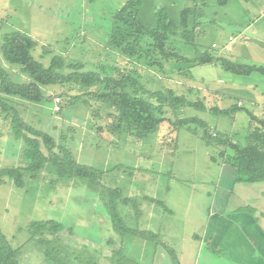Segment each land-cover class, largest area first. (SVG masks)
<instances>
[{
    "label": "rangeland",
    "instance_id": "obj_1",
    "mask_svg": "<svg viewBox=\"0 0 264 264\" xmlns=\"http://www.w3.org/2000/svg\"><path fill=\"white\" fill-rule=\"evenodd\" d=\"M127 1L0 0V50L5 34L19 31L35 41L32 56L45 67L59 56L67 65H81L78 73L98 72L102 78L112 79L130 75L148 93L171 90L205 107L172 109L138 90V96L159 109L164 122L155 132L137 139L123 125L113 130L117 126L115 111L96 97L105 92L104 86L85 89L71 82L42 87L41 104L0 94L12 109L6 114L0 109V169L23 170L27 166L23 140L14 135L12 118L16 113L26 125L55 140L52 154L62 157L70 152L78 164L102 173L100 184L95 186L83 179H60L50 164L37 174L24 172L23 188L3 179L0 232L19 252V264H175L164 247L182 250V264H192L202 247L199 239L209 216L219 214L215 195L226 180L222 176L226 163L219 154L232 153L218 145L208 146L200 124L179 127L178 122L196 118L211 135L229 136L244 147L249 130L254 128L248 112L264 118V76L260 74L237 76L218 64L175 60L161 62L162 68L152 66L160 60L156 53L145 58L148 40L142 43L140 58H128L111 47L112 18ZM139 1L148 29L155 28V15L161 9L178 22L183 9L198 8L199 52L209 51L237 64L264 66V0H226L225 4L219 0ZM166 46L171 53L193 58L194 49L184 42L181 32ZM0 66L13 82H28L20 68L5 63L1 53ZM128 92L136 94L133 88ZM56 99H60L59 110ZM234 105L241 110L231 116L210 112L213 107L224 110ZM42 151L51 157L45 148ZM115 190L120 191L121 199L115 204L125 226L158 235L157 241L146 242L115 231L108 211ZM231 191L235 203L228 200L225 213L221 211L225 217L235 212L238 204L248 209L254 199H263L264 182L234 183ZM122 199L130 203L124 205ZM49 221L61 224L58 234L49 228L39 236L32 233V223ZM46 242L50 249H45ZM46 251L52 258L45 256Z\"/></svg>",
    "mask_w": 264,
    "mask_h": 264
},
{
    "label": "trees",
    "instance_id": "obj_2",
    "mask_svg": "<svg viewBox=\"0 0 264 264\" xmlns=\"http://www.w3.org/2000/svg\"><path fill=\"white\" fill-rule=\"evenodd\" d=\"M226 0H219V4H225ZM141 1L130 0L120 8L112 18V29L109 32V45L114 49L120 50L128 58H140L143 51L142 43L148 40V50L146 59H150L151 53H156L160 61H153L152 66L162 68L163 61L175 60L195 65H220L221 69L237 76H250L253 73L264 76V66H251L237 64L228 59L215 57L211 52H199L196 46V39L199 36L201 15L198 8H185L180 12L179 21L170 19L166 9L159 10L156 17L154 29H148L140 15L139 9ZM181 32L184 42L194 49L192 59L171 53L167 49V43L175 34ZM36 47L35 41L27 34L13 31L5 34L0 50L2 59L7 65L20 68L23 75L28 79L27 83H15L10 79L9 74L0 66V94L4 97L18 98L31 103L41 104L44 101L41 88L48 86L62 85L75 82L89 89L96 86H104L105 92L96 97L109 105L116 114L117 126L113 130L117 131L123 125L129 135L143 139L147 135L155 132L164 122L159 117L160 111L155 105L138 96L137 91L148 94L158 104L168 105L172 109L194 108L204 110L201 103H193L183 97L176 96L173 91L148 93L139 85L138 81L130 75L123 74L117 79L102 78L98 72L78 73L81 65H67L59 57H53L50 64L45 67L32 56V51ZM213 48H216L213 45ZM71 70V73H66ZM75 73H77L75 75ZM129 88L135 90V95L128 92ZM1 112L6 114L11 112V108L0 98ZM241 110V107L234 105L229 109H219L213 107L210 112L215 115L231 116ZM159 111V113H158ZM250 122L254 128L249 130L247 144L240 147L234 143L229 136L221 134L211 135L207 131V126L196 118L184 119L178 122L179 127L198 123L204 130L203 138L208 146L218 145L228 152L219 154L222 162L226 163L233 170V182L241 184H255L264 182V118H259L248 112ZM14 135L22 139L26 152L25 159L27 166L25 169L10 168L0 169V183L3 179L13 181L17 188L24 186V172L37 174L41 172L47 164L55 169L60 179L78 178L87 180L90 185L100 184L102 173L88 166L78 164L70 152H66L62 157L52 154L56 148L55 140L48 134L37 131L26 125L19 116L14 113L12 118ZM209 127V126H208ZM46 149L51 157L48 158L42 151ZM215 161V160H214ZM121 199L120 191L111 192V201L108 211L115 231L120 235L139 236L144 241H157L158 235L148 231H138L128 229L123 219L116 210L115 201ZM121 203L128 205L130 201L122 199ZM49 228L54 234H58L62 227L61 224L49 221L46 223H32L31 231L35 236L42 235ZM175 264L177 259L173 249L164 247ZM45 249H50V243H45ZM19 252L12 249L0 232V264H19ZM52 254L45 252V256L50 259ZM119 264V263H118Z\"/></svg>",
    "mask_w": 264,
    "mask_h": 264
},
{
    "label": "crops",
    "instance_id": "obj_3",
    "mask_svg": "<svg viewBox=\"0 0 264 264\" xmlns=\"http://www.w3.org/2000/svg\"><path fill=\"white\" fill-rule=\"evenodd\" d=\"M262 10L264 12V6ZM222 173L226 180L219 184L215 195V207L219 214L209 216L203 237L199 239L196 235L202 247L192 264H264V198H256L248 205V209L253 207L252 212L243 203H237L239 206L235 212L225 217L222 212L225 213L228 200L235 203L231 191L234 175L227 164H223ZM173 250L182 264L183 251Z\"/></svg>",
    "mask_w": 264,
    "mask_h": 264
},
{
    "label": "built area",
    "instance_id": "obj_4",
    "mask_svg": "<svg viewBox=\"0 0 264 264\" xmlns=\"http://www.w3.org/2000/svg\"><path fill=\"white\" fill-rule=\"evenodd\" d=\"M230 40H232L231 38H230ZM60 103V99H56L55 100V104H56V107H57V109L59 110V107H58V104Z\"/></svg>",
    "mask_w": 264,
    "mask_h": 264
}]
</instances>
